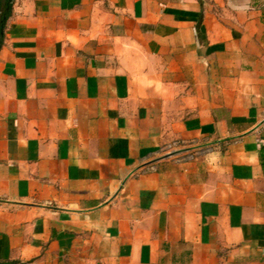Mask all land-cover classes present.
<instances>
[{"label": "crops", "instance_id": "1", "mask_svg": "<svg viewBox=\"0 0 264 264\" xmlns=\"http://www.w3.org/2000/svg\"><path fill=\"white\" fill-rule=\"evenodd\" d=\"M0 264H264V0H0Z\"/></svg>", "mask_w": 264, "mask_h": 264}, {"label": "trees", "instance_id": "2", "mask_svg": "<svg viewBox=\"0 0 264 264\" xmlns=\"http://www.w3.org/2000/svg\"><path fill=\"white\" fill-rule=\"evenodd\" d=\"M9 0H7V3H8Z\"/></svg>", "mask_w": 264, "mask_h": 264}]
</instances>
